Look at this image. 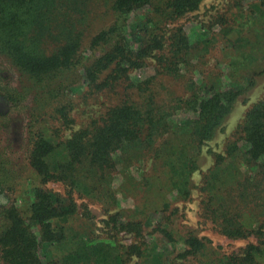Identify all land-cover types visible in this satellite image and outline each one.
Instances as JSON below:
<instances>
[{
    "label": "trees",
    "instance_id": "trees-1",
    "mask_svg": "<svg viewBox=\"0 0 264 264\" xmlns=\"http://www.w3.org/2000/svg\"><path fill=\"white\" fill-rule=\"evenodd\" d=\"M202 2L0 0V72L9 70L5 77L0 74V195L9 160L2 140L15 121L12 110L24 115L19 137L28 142V159L41 182L31 187L25 206L0 208V264H127L129 254L140 255L144 264L179 259L264 264L259 260L264 257V97L247 110L225 153H214L200 186L204 213L223 234H254L261 244H249L242 255L210 256L203 238L180 234L170 217L149 218L151 209L163 214L170 208L168 194L190 198L203 145L264 73V0H231L233 15L217 17L212 26L221 29L215 35L206 28L194 36L182 25L166 28ZM95 6H105L113 20L87 40ZM220 36L231 53L228 71L196 79L200 64L195 61ZM151 58L155 73L139 77L136 71ZM226 75L228 86L222 79ZM158 76L182 80L186 92L163 94L156 87L164 86ZM81 88L86 94L122 91L123 96L99 119L66 135ZM181 113L187 115L175 120ZM15 128L18 123L12 135ZM139 162L145 168L134 188L144 187L149 197H141L142 207L132 209L128 219L120 211L111 213L107 225L131 232L140 243L125 251L114 237L73 228L70 221L79 212L74 192L114 198V176L128 173L131 165L140 167ZM51 181L64 184L66 191L46 187ZM247 216L255 223L248 225Z\"/></svg>",
    "mask_w": 264,
    "mask_h": 264
},
{
    "label": "rangeland",
    "instance_id": "rangeland-1",
    "mask_svg": "<svg viewBox=\"0 0 264 264\" xmlns=\"http://www.w3.org/2000/svg\"><path fill=\"white\" fill-rule=\"evenodd\" d=\"M249 1V0H245ZM231 0H203L199 9L191 12L178 21L168 24L167 29L182 25L186 31L191 35L203 33V28L215 35L221 27L218 25L212 26L216 23L218 16L231 18L233 13L230 8ZM230 8V9H229ZM235 11V9H233ZM113 20V16L105 6H95V11L90 19L89 28L86 39H90L92 35L98 32L99 29L108 26ZM215 22V23H213ZM203 31V32H202ZM85 41L86 43L88 41ZM203 53V52H202ZM201 53V54H202ZM200 58V57H199ZM197 59V58H196ZM231 59V53L229 50L224 49V39L222 36L217 38V42L212 45L207 51H204L203 56L195 61L196 65H199L198 71L195 73V77L205 78L210 77L213 72L228 71L229 60ZM200 62V63H199ZM155 59L151 58L148 64L136 71V74L141 77H149L155 73ZM9 70L0 72L1 75L7 73ZM9 74V73H8ZM190 75L186 76L189 77ZM223 82L226 86L229 84V80L226 76H223ZM256 83L246 93L241 95L236 101L232 112L225 119L223 125L215 135V137L208 141L202 147V153L200 156V169L193 175V183L196 185L189 199L182 200L175 197V193L166 195L167 201L171 204L170 208L165 213H158L156 210L151 209L149 211V218L153 222H157L160 219L167 220L168 217L173 219V227L180 232V234H187L188 232L203 238L208 243L210 256L218 254V256L228 255L229 257L242 255L244 249L251 243L261 244L262 238L250 235L247 238H233L226 234H223L218 224L213 221L210 216L205 215L203 209L204 194L200 189L203 184L204 174L215 162L214 153H225L228 144L235 139V133L242 122L247 110L256 101L264 97V73L260 76H256ZM156 80H162L164 86L157 85L158 91L163 94L173 92L174 94L184 95L186 92L182 83V80L172 79L168 77L158 76ZM82 88L74 95V108L72 116L74 117V123L72 129L66 130L65 134L68 135L72 130L78 129L93 119H99L107 110V108L119 101L123 96V92L116 94L113 92H101L97 94H86ZM187 114L181 113L175 116V120H181ZM11 119L15 120L12 123L11 128L2 140V145L7 146V155L9 160L6 161L4 171L2 172L3 179V192L0 195V208L3 205L15 204L18 206H25L29 197L32 196L30 189L32 186L41 185L40 179L35 170L30 165L27 145L28 142L19 137V123L24 118L21 111L17 112L12 110L10 113ZM18 123V128H15V133L12 135V129L14 124ZM23 126V124H22ZM23 131V128H22ZM27 142V143H26ZM147 168H149L151 160L146 161ZM131 165L128 173L123 171L118 172L112 181L111 187L115 195L114 198H108L103 195L90 194L87 195L83 192L75 191L74 198L79 206L78 215L70 221V224L75 229H87L88 227L93 234L101 236L103 238L114 237V239L123 246V249L127 251L128 247L132 245H138L141 241L131 232L111 230L107 225V220L111 213L120 211L123 218L128 219L132 209L142 207L143 199L146 193H144V187L139 186L140 191L135 190L136 180L141 181L142 173L145 168V162ZM122 168V164L119 165ZM131 178V179H130ZM132 180V182L129 181ZM46 187L64 193L66 186L58 182H48ZM149 196L146 194L145 199ZM245 222L250 225L254 224L255 220H252L251 216L246 217ZM4 220L0 218V229L3 227ZM84 227V228H83ZM180 247V245H178ZM264 262L263 259H259ZM144 260L140 255L129 254L127 257V264H144ZM199 262L194 260H177L176 264H196Z\"/></svg>",
    "mask_w": 264,
    "mask_h": 264
}]
</instances>
